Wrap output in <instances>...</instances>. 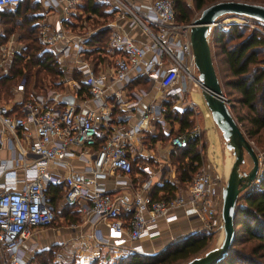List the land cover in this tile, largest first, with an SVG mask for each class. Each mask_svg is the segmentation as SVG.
<instances>
[{
  "label": "built area",
  "instance_id": "obj_1",
  "mask_svg": "<svg viewBox=\"0 0 264 264\" xmlns=\"http://www.w3.org/2000/svg\"><path fill=\"white\" fill-rule=\"evenodd\" d=\"M34 1L40 7L34 13L38 41L43 51L55 50L60 88L30 92L15 103L20 114L0 103V149L12 154L0 159V264H26L25 240L55 222L52 186L61 203L76 206L81 226H90L88 233L66 239L78 264H111L129 252L147 254L142 243L158 237L161 224L175 222L185 207L203 230L219 233L224 182L213 168L201 164L184 189L156 198L152 179L160 178L161 162L138 149L146 133L167 126L155 95L179 101L189 91H200L191 23L175 20L173 0H96L116 15L104 52L99 43L90 44L100 29L78 21L82 0ZM22 2L0 0V12ZM135 31L142 40L132 37ZM11 36L0 43V75L22 49ZM138 77L144 85L130 86ZM13 91L23 95L24 77ZM64 95L71 102L63 101ZM199 133L194 127L175 134L168 146L184 148ZM141 156L152 158L153 166ZM257 156L255 183L264 161V154ZM136 161L143 177L134 174ZM53 264H63L59 253Z\"/></svg>",
  "mask_w": 264,
  "mask_h": 264
},
{
  "label": "trees",
  "instance_id": "obj_2",
  "mask_svg": "<svg viewBox=\"0 0 264 264\" xmlns=\"http://www.w3.org/2000/svg\"><path fill=\"white\" fill-rule=\"evenodd\" d=\"M213 1L216 0H192V10L201 11L211 5L210 3ZM233 1L264 5V0ZM82 2L80 9L87 20H90L91 17L97 20V17L103 18L106 15L108 8L102 3L96 0H82ZM173 5L175 20L178 23H188L191 19V8L186 0H173ZM39 8L38 3L34 0H23L16 9L0 12V25L5 34L14 35L16 40L22 44L20 52L11 57L7 65L8 68L0 75V94L5 96L15 94L14 91H10L9 82L15 81L16 84L23 77L25 81L23 100L29 97L30 92L39 93L48 89L60 88V85L56 84L60 69L56 61L55 50L43 51V46L38 41L37 17L34 13ZM255 22L264 28L263 24ZM106 27L103 25V28L99 30L98 42L97 40L90 42L91 45L99 43L103 52L109 35ZM246 30V27L236 25H231L229 29L215 30L212 34V46L216 51L213 53L212 61L214 59V69L217 63H225L227 78L223 81V85L237 94V103L249 112L247 119L251 130L248 135L253 138L264 129V67L258 59L261 53L259 49L264 45V38L255 29L245 35ZM93 36L95 37L96 34ZM168 100L163 101L162 105L165 120L172 126V129L167 135L161 134L165 140L175 134L190 131L194 126L191 110L185 108L179 112L172 109L170 104H173L174 98H168ZM174 123L179 124L177 129L173 128ZM200 140V137H189L184 148L173 147L171 150L170 161L175 159L178 163L176 177L184 185L183 187L187 186L202 164L201 152L198 147ZM154 189V197L157 194L156 191H161L165 196H156V198L168 199L173 196L176 187L174 184L165 182L157 185ZM49 190L52 195L51 202L56 206L60 203L67 210L62 217L67 218L68 223H72L73 219H76L75 223L79 222L80 214L76 210V206L61 203L57 187L52 186ZM233 225V242L226 256L216 264H264V161L259 181L250 189L239 194L237 198ZM211 233L213 232L202 230V232L181 235L171 240L163 249L153 255L129 252L125 256L118 257L111 264L184 263L205 249L211 239ZM42 252L47 253L45 250ZM39 254L36 253V256ZM51 261L47 259L41 261L40 264H51ZM90 264H99V262L94 260Z\"/></svg>",
  "mask_w": 264,
  "mask_h": 264
},
{
  "label": "rangeland",
  "instance_id": "obj_3",
  "mask_svg": "<svg viewBox=\"0 0 264 264\" xmlns=\"http://www.w3.org/2000/svg\"><path fill=\"white\" fill-rule=\"evenodd\" d=\"M220 1H227V0H216L211 2L210 4L216 3V2H220ZM188 6L191 8V19L188 23L186 24H190L192 23V21L194 19H196L199 14L200 11H195L192 10L193 6H192V0H186ZM83 4V2H82ZM81 4V6H82ZM116 15L114 14V12L107 10L106 15L102 18V17H97L96 19H93L92 17L90 18V20H87L85 18V14L82 13L81 16L78 17V21H82L85 20L86 21V25L89 26V28L94 31L95 29H102L103 26L102 25H106L109 34L112 30V28H109V22L113 21L115 19ZM184 24V23H182ZM231 25H236L238 27H246V34L249 33V31L255 29L256 31H258L262 37L264 38V28L258 24H256L255 20L246 17V16H238V15H231V14H227V15H223L219 18H217L216 20V25L211 27L210 30V34H209V44H210V50H211V56H213V53L216 51H214V48L212 46V34L215 30L217 29H229ZM102 27V28H101ZM78 30H81L80 28ZM10 35H6L2 26L0 25V43L4 44L6 43L8 40L7 38L12 37ZM16 37L14 36V39ZM96 38V36H95ZM93 39V37H92ZM14 44L16 47L19 46L18 41L16 40V42L14 41ZM21 49V48H20ZM259 51H261V53L258 56V59L262 62V66L264 67V45L259 49ZM214 61V59H213ZM10 62V60L8 61V63ZM7 63V65H8ZM221 64V65H220ZM6 65V67L8 68V66ZM215 71L217 73V78H219L220 81V85H221V90H222V94L224 99L226 100V105L233 117V119L235 120V122L237 123L239 129L241 130L242 134L245 136V138L249 141L250 145L253 147L254 151L258 154H264V129L261 130L255 137L250 138L248 135V132L251 130L250 124L248 123V119L247 117L249 116V112L246 110L245 107H242L241 105H239L237 103V94L235 92H233L230 88H227L223 85V81H225V79L227 78V69H226V65L225 63H217V65L215 66ZM224 76V77H223ZM221 78H224V80H221ZM229 79V78H228ZM19 83V82H17ZM16 83V84H17ZM10 86V91L12 90L13 92V87L16 85L15 81L13 82H9ZM15 84V85H14ZM142 86V85H141ZM200 87V86H199ZM18 96V93L12 94V95H4V94H0V103H18L20 102L22 99V93H20ZM188 99L189 101L194 104L198 110V115H194L193 111L191 110L192 113V119H194L193 121L197 120L198 118L201 119V115L203 112H205V110L207 109L202 95L200 92H191L189 91L188 94ZM62 100L65 102H69L71 101L70 96H63ZM159 100V98H158ZM156 100L155 103H158V105L160 107H163L162 102H160V100L158 101ZM170 103V99L168 100ZM173 104H170L172 109H175L172 105L175 104V101L172 102ZM176 110V109H175ZM198 117V118H197ZM210 117V115H209ZM212 119H207L205 120L204 118L202 119V129L205 131L207 140L209 143H214L215 139H216V133L212 124ZM216 128V127H215ZM217 129V128H216ZM217 148H216V152H214L212 155L214 156L215 160L213 161V163L215 164L216 168H217V173L218 175L221 177V181L225 182V176L224 175V163L226 160V152H227V148L225 147V142L221 137V133L219 132V130L217 129ZM161 137V135H158ZM201 138V144L199 141V151L201 152V157H202V165H206V163H204L205 160V155H206V144H205V140L203 136H198ZM161 145L164 146L166 145V141L165 138L161 139ZM147 149L149 150V148H152L154 150V153L156 154L158 149H156V147L152 146L150 144H146ZM230 152V157H231V163L234 159L233 157V153L231 150H228ZM160 152V151H159ZM160 156V154H159ZM150 165L153 166V163L150 161ZM263 164V163H262ZM169 165L171 166L170 168L173 169L174 171H172L173 173V181L175 183V185H177V187L184 189L185 187H183L184 185L182 183L179 182L178 178L176 177V168L178 167V163L175 161V159H173V161L171 160ZM212 167L211 165H207ZM252 166V161L250 159V157L248 156L247 153L244 154V162L241 164V166L239 167V171H245L247 172ZM161 172L160 173H165L163 172L165 171L163 169V166L161 167ZM262 169V166L260 167ZM165 183V182H164ZM159 196H165L164 193H161ZM57 217L55 219V222L47 228L42 229L41 231V241L38 240L39 236L34 234L33 236H31V238H29V242L34 245V247H36L37 252L33 251H26V255H27V262L26 264H40L41 261L44 260H52L51 264H53V260L56 257L57 253H62L61 255V259L63 264H78V261L76 260V256H75V251L73 250V246H72V242L71 241H66V238L73 236L74 233L76 231H78L79 229L82 230L81 227V217H80V221L75 223L76 219H73L74 221L71 223L67 222V218H63L62 215L63 213H66L67 210L65 208H63L62 204H58V210H57ZM191 214V213H190ZM79 220V219H78ZM197 220V219H195ZM71 226H78L79 228H73V230L70 228ZM81 227V228H80ZM203 228L201 227V224H199V221L197 220V227H193V228H182V229H178L175 230L173 229L172 232L170 233V237L169 238H165L166 240L163 241L162 243H160L159 246L154 245L153 247L149 246L150 250H146V253L148 255H153L155 253H157L158 251H160L161 249H163L171 240H173L176 237H179L181 235H185L191 232H202ZM38 234V233H37ZM211 239L208 242L207 246L205 247V249L203 251H201L197 256L195 257H199L204 255L207 251H209L210 249H213L214 247H216L219 244V241H221L222 239V233H211ZM61 240H64V242L66 241L65 245H62ZM60 243V244H57ZM151 245V244H150ZM52 248V249H51ZM153 248V249H152ZM33 249V248H32ZM61 249V250H60ZM28 250V248H27ZM47 252L44 253L42 251ZM150 251V252H149ZM40 252V254H39ZM36 253L39 254L38 256H36ZM192 259V258H191ZM110 262H107L105 264H109ZM99 264H104L99 263ZM176 264H183V263H176Z\"/></svg>",
  "mask_w": 264,
  "mask_h": 264
},
{
  "label": "water",
  "instance_id": "obj_4",
  "mask_svg": "<svg viewBox=\"0 0 264 264\" xmlns=\"http://www.w3.org/2000/svg\"><path fill=\"white\" fill-rule=\"evenodd\" d=\"M227 14L246 16L264 25L263 4L233 0L216 2L205 7L191 23L189 39L198 72L200 93L213 123L221 133L225 147L232 151L234 159L221 191L222 239L204 255L183 264H216L226 256L234 239L233 220L237 198L254 185L259 171L257 153L233 119L213 66L209 44L210 30L217 18ZM245 153L250 157L252 166L247 172H240L239 167L244 162Z\"/></svg>",
  "mask_w": 264,
  "mask_h": 264
},
{
  "label": "crops",
  "instance_id": "obj_5",
  "mask_svg": "<svg viewBox=\"0 0 264 264\" xmlns=\"http://www.w3.org/2000/svg\"><path fill=\"white\" fill-rule=\"evenodd\" d=\"M102 28V27H101ZM136 32V31H135ZM133 32L132 33V37H135L137 38V40H142V35H140L139 33H135ZM97 41H99V36L96 38ZM144 84V80L140 77L138 78H135L130 86H141ZM191 92H200V91H191ZM188 94L189 92L187 93V95L183 98H181L179 101H177L176 99H174L175 101V104L172 105L177 111H182L184 110L185 108L187 109H190L193 111L194 115H198V110L196 108V106L194 104H192L189 99H188ZM18 96L21 97V95L18 94ZM152 95H150L148 98H146L144 100V102H148L150 99H151ZM155 100H158V97L157 95H155ZM168 100V99H167ZM159 101V100H158ZM162 102V101H160ZM159 103V102H158ZM8 108L10 107H13V112L14 113H17V114H20L19 113V110H18V105L15 104V103H4ZM194 108V109H192ZM209 111L206 109L205 112L202 113L201 115V119L198 118L197 120L194 121V126L192 127V129L194 127H197L199 129V135L200 136H203L204 137V140H205V144H206V155H205V160L204 163H206V165H213L212 168L213 170L215 171V173L218 175L217 173V168L215 166V162L213 163V161L215 160L214 156L212 155L214 152H216V148H217V127L215 126V124L213 123L212 121V124H213V127H214V130H215V133H216V139H215V142L214 143H209L208 140H207V137H206V134H205V131L202 129V119L204 118L205 120L207 119H211V117H209ZM194 120V119H193ZM120 122H123V121H120ZM167 122V121H166ZM179 127V124L178 123H174L173 125V128L174 129H177ZM216 127V128H215ZM172 129V126L167 122V126L165 128H161V127H158L151 131L150 133H146L142 139L140 140V147L138 148L140 150V152L142 153V155H149L150 156H153L152 154H154V157L155 158H158V160H160L161 162V165L163 166V169L165 171L163 172H166V174L164 173H160V178L158 180L156 179H152V182L155 184L154 188H156L157 185H161L163 184L164 182L166 183H169V184H174V186L177 188V185H175L174 181H173V172L174 171L173 169H171L169 163H170V153H171V150L172 148H169L168 146V139H166V145L162 146L161 145V142L163 139V137H160L158 135H161V134H164V135H167L168 132H170ZM191 129V130H192ZM190 130V131H191ZM220 132V131H219ZM154 137H156V139H153ZM170 137V136H169ZM146 144H150L151 147L154 146L156 147V149H158L157 153L155 154L154 153V150L152 148H149V150L147 149L146 147ZM201 144V142H200ZM160 151V152H159ZM160 154V156H159ZM230 152L227 150L226 152V160H225V163H224V175L225 177H227L228 175V172H229V169H230V166H231V157H230ZM12 157V154L10 151H8L6 148H2L0 149V159H5V158H11ZM140 159H146L147 161H152L150 158H147V157H143L141 156ZM139 159V160H140ZM210 167V166H209ZM134 174L139 176L141 175L143 177V175L141 174V170H140V163L138 161L135 162V165H134ZM154 192H155V189H154ZM157 195H160L161 191H156ZM190 210L189 208L185 207V208H182V209H179L177 211V220L171 224H164L162 223L161 224V227H160V230H161V233L158 237H156L155 239H152L151 241H144L142 243L143 247L147 250H150L149 246L153 247L154 245H157L159 246L160 243H162L163 241H165L167 238L170 237V233L172 232L173 229L175 230H178V229H182V228H193V227H197V220H195V218L193 217L192 214H190ZM200 224V223H199ZM82 230L79 229L78 231L75 232V234H78V233H88V231L90 230V226L88 224H82ZM80 227V228H81ZM41 231H37L35 234L39 236V239L41 241L42 237H41ZM38 233V234H37ZM34 234H32L31 236H33ZM28 237L27 240H25L24 244H23V251L25 252L26 254V251H29L32 250L35 252L37 251L36 250V247H34V245H32L30 242H29V238ZM166 238V239H165ZM67 239V238H66ZM62 245H65L64 243V240H61ZM60 243H57V244H60ZM151 244V245H150ZM28 248V250H27ZM153 249V248H152ZM61 250V249H60ZM150 252V251H149ZM60 254V253H59ZM62 254V253H61ZM60 254V255H61ZM63 256V255H61ZM54 261V260H53ZM27 262V260H26ZM90 260H88L87 262H85V264H90Z\"/></svg>",
  "mask_w": 264,
  "mask_h": 264
},
{
  "label": "bare ground",
  "instance_id": "obj_6",
  "mask_svg": "<svg viewBox=\"0 0 264 264\" xmlns=\"http://www.w3.org/2000/svg\"><path fill=\"white\" fill-rule=\"evenodd\" d=\"M197 85L200 86L199 82H197ZM224 177V176H223ZM220 233H222V230L220 231ZM223 234V233H222ZM223 236V235H222Z\"/></svg>",
  "mask_w": 264,
  "mask_h": 264
}]
</instances>
